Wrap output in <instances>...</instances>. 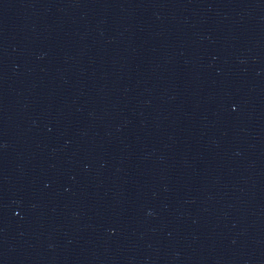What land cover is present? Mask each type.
I'll return each instance as SVG.
<instances>
[{"label":"water","instance_id":"water-1","mask_svg":"<svg viewBox=\"0 0 264 264\" xmlns=\"http://www.w3.org/2000/svg\"><path fill=\"white\" fill-rule=\"evenodd\" d=\"M0 264H264V0H0Z\"/></svg>","mask_w":264,"mask_h":264}]
</instances>
